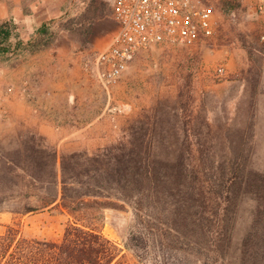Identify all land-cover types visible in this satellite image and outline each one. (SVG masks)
I'll return each mask as SVG.
<instances>
[{
	"label": "rangeland",
	"instance_id": "obj_1",
	"mask_svg": "<svg viewBox=\"0 0 264 264\" xmlns=\"http://www.w3.org/2000/svg\"><path fill=\"white\" fill-rule=\"evenodd\" d=\"M197 1L211 10L213 35L190 47L163 43L141 50L104 87L94 57L116 32L114 0H0V22L13 20L22 41L0 61V235L13 226L26 239L60 242L75 222L58 207L26 215L9 211L26 194L18 185L27 181L15 177L12 167L31 165L29 157L43 149L56 151L58 166L63 156L70 165H82L138 129L161 154L157 166L165 168L177 164L184 148L187 117L193 127L187 129L188 163L197 165L201 157L205 167L225 172L240 159L247 171L264 174L262 61L230 58L233 49L256 44L247 30L256 8L252 0ZM241 198L233 229L239 240L253 205ZM102 213L92 223L117 247L118 264H162L149 244H140L141 258L124 246L131 236L148 232L131 208ZM166 264L174 262L167 258Z\"/></svg>",
	"mask_w": 264,
	"mask_h": 264
},
{
	"label": "trees",
	"instance_id": "obj_2",
	"mask_svg": "<svg viewBox=\"0 0 264 264\" xmlns=\"http://www.w3.org/2000/svg\"><path fill=\"white\" fill-rule=\"evenodd\" d=\"M21 44L14 21H1L0 61ZM182 125L184 148L174 166H157L161 154L145 144L138 129L86 157L82 165H70L63 156L58 166V154L50 148L31 155L29 166L15 164L11 172L27 180L18 185L26 194L11 213L58 207L75 222L66 227L60 242L26 239L8 226L0 235V264H118L117 247L92 222L103 219L104 209L127 207L148 231L124 244L137 258L143 242L162 264L167 258L174 264H264V174L247 171L240 159H233L225 172V167H205L201 157L197 165L188 163L187 129L193 127L187 117ZM242 196L253 205L239 240L233 229Z\"/></svg>",
	"mask_w": 264,
	"mask_h": 264
},
{
	"label": "built area",
	"instance_id": "obj_3",
	"mask_svg": "<svg viewBox=\"0 0 264 264\" xmlns=\"http://www.w3.org/2000/svg\"><path fill=\"white\" fill-rule=\"evenodd\" d=\"M264 15V0H252ZM116 32L107 49L96 53L100 83L112 86L136 54L158 44L190 47L213 35L211 10L197 0H114Z\"/></svg>",
	"mask_w": 264,
	"mask_h": 264
},
{
	"label": "crops",
	"instance_id": "obj_4",
	"mask_svg": "<svg viewBox=\"0 0 264 264\" xmlns=\"http://www.w3.org/2000/svg\"><path fill=\"white\" fill-rule=\"evenodd\" d=\"M253 15H255L256 21L253 22L249 20L247 30H252L254 32L253 37H256L255 42L257 45H241V47L233 49L230 58L234 59V56L238 57L241 55L243 62H245L249 56H255L261 59V66L264 69V15H261L258 12H254ZM212 19L214 20V16H212Z\"/></svg>",
	"mask_w": 264,
	"mask_h": 264
}]
</instances>
